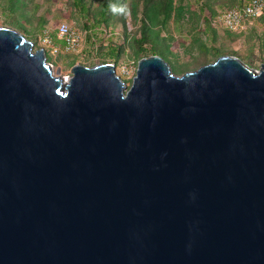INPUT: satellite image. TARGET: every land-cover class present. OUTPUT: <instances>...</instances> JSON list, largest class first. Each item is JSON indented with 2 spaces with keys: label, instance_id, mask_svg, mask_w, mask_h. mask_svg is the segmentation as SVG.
Instances as JSON below:
<instances>
[{
  "label": "water",
  "instance_id": "water-1",
  "mask_svg": "<svg viewBox=\"0 0 264 264\" xmlns=\"http://www.w3.org/2000/svg\"><path fill=\"white\" fill-rule=\"evenodd\" d=\"M0 264H264V64L127 88L0 26Z\"/></svg>",
  "mask_w": 264,
  "mask_h": 264
},
{
  "label": "rangeland",
  "instance_id": "rangeland-1",
  "mask_svg": "<svg viewBox=\"0 0 264 264\" xmlns=\"http://www.w3.org/2000/svg\"><path fill=\"white\" fill-rule=\"evenodd\" d=\"M102 2L84 0L83 10L75 0H0V26L33 36L35 49L45 48L55 75H70L75 64L114 63L127 88L140 59L153 50L176 75L225 54L255 69L264 64V20L238 35L216 25L214 17L206 21L207 10L213 15L238 0H117L105 16ZM61 22L79 33L78 49L65 50L57 29ZM48 36L58 53L45 44Z\"/></svg>",
  "mask_w": 264,
  "mask_h": 264
},
{
  "label": "built area",
  "instance_id": "built-area-1",
  "mask_svg": "<svg viewBox=\"0 0 264 264\" xmlns=\"http://www.w3.org/2000/svg\"><path fill=\"white\" fill-rule=\"evenodd\" d=\"M262 20H264V0H246L242 5L222 10L214 17L216 25L234 33L245 32ZM57 29L59 37L65 40L66 51H74L79 48L80 35L68 23H59ZM44 41L54 53L59 52V47L52 43L50 36L45 37Z\"/></svg>",
  "mask_w": 264,
  "mask_h": 264
},
{
  "label": "trees",
  "instance_id": "trees-1",
  "mask_svg": "<svg viewBox=\"0 0 264 264\" xmlns=\"http://www.w3.org/2000/svg\"><path fill=\"white\" fill-rule=\"evenodd\" d=\"M116 1H117V0H103V2H102V10H101V14H102L103 16H105V15L108 13V11H109L110 9H112V5H113L114 2H116ZM245 1H246V0H238V2H236L235 4H232V5L228 6V7H225V8H223V9L217 11V13L220 12V11H222V10L232 8V7L236 6V5H242ZM75 2H76L77 5L81 6V7L83 8V10H87V8H86L85 5H84V0H75ZM85 2H86V1H85ZM201 6H202V8H203L204 4L201 3ZM217 13H215V14H213V15H210V11L207 10L206 21H211L212 18L215 17V16L217 15ZM226 31L229 32V33L235 34V35L240 34V33H234V32H231V31H229V30H226ZM54 37H55V36H54ZM29 39H33V36H31V38H30V36H29ZM61 41H62L63 44L65 43V40H64L63 38L61 39ZM111 51H112V53H114V54L117 53V51H116L115 48H112ZM153 52H154L153 54H155L157 51L153 50Z\"/></svg>",
  "mask_w": 264,
  "mask_h": 264
}]
</instances>
